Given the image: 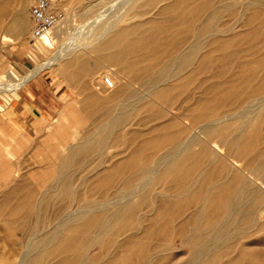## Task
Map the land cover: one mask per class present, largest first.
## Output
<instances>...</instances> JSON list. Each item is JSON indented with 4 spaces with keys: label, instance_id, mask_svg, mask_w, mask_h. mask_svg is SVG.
I'll list each match as a JSON object with an SVG mask.
<instances>
[{
    "label": "bare ground",
    "instance_id": "1",
    "mask_svg": "<svg viewBox=\"0 0 264 264\" xmlns=\"http://www.w3.org/2000/svg\"><path fill=\"white\" fill-rule=\"evenodd\" d=\"M14 1L0 0L2 45L7 44L11 32L24 36L30 28V24L22 18V13H15L10 22H5L7 20L5 19L4 22L7 24L3 23V19L10 15V7ZM158 2H165L158 12L164 17L166 24H160L156 22L157 20L154 21V18L134 25L130 23L128 27L122 29L105 24L106 27L100 29L95 36L96 40L101 42L97 50L104 52L105 60L120 66L123 77L119 75L127 80L125 85H121L124 86L122 89L120 87L118 92L115 91L116 93L108 98L104 97V94L100 95L98 91L99 95L95 94L92 88L98 76L95 77V74L86 68L87 64L83 63L85 61L75 62L79 64V68L74 76L68 78V73L65 75L72 82H76L78 76L81 78L90 75L89 85L86 83L83 86L87 94L80 99L82 106L79 105L87 112L84 119L92 120V128L86 130L82 138L79 136L77 142H71L70 126L59 124L55 131H50V137H58V145L61 144L63 149L61 150L58 145H51L48 147L51 156L35 161L32 163L33 167L29 168V165L22 166L23 159L16 157L14 152L3 149L6 143L0 138V172L4 173L5 181L14 179L10 186L0 192V223L8 226V236L16 231L26 234L22 240L15 238H10L7 242L5 240L8 250H0V264L12 259L11 262H15L17 257L20 259L15 264H48L51 261L52 264H245V262L264 264V236L261 238L264 233V131L261 129L264 125V49H261L260 57L251 60L250 57L255 54L253 52L249 57L251 61L247 63H240L235 58L239 63L236 65L244 69L245 75L240 77L239 73L237 75L234 73L235 76L229 82L235 87L239 84L246 86L242 93L236 89L229 91V87L227 92L225 90L223 92L229 94V100L232 98L238 104L240 102L238 110L235 108L234 112L219 114L214 110L212 96L211 100H200L198 107L210 105L213 110L200 113L198 109L201 108H196L194 114H192L194 109L190 110L192 115L189 118L191 122L189 130L192 128L193 131L192 134L188 132L185 136L188 128H181L179 125L180 115L175 117L171 114L173 117L167 119V113L164 114V110L162 112L156 108L158 101L168 107L172 106L171 100L174 99L169 96L177 88L175 86L177 82L173 84V80L181 79L183 72L188 77L189 70L187 72L186 70L191 65L197 63L199 72L207 73L211 64L233 60L235 53L228 55L223 53L222 56L216 53H222L236 45L237 35L232 34L238 22H245L241 27H250L254 20L264 23V0H218L217 4H213V0H145L138 6L133 5L131 11L138 12L139 8L146 9ZM53 8L52 6V10ZM250 11L252 14L248 15ZM143 13L146 11L138 14ZM228 13L234 23L233 21L222 23V19ZM8 18L10 19V16ZM60 22L34 44L36 49L46 51L48 46L54 45L55 40L57 42L58 37L52 36L51 30L57 28ZM182 25H185L183 30L179 28ZM167 33L171 34L170 40L161 42V36L165 34L166 37ZM185 35L191 36L192 40L184 44L180 37ZM241 35L247 43L251 42L255 35L262 36L264 40V34L257 35L255 32H244ZM91 36L94 39L93 35ZM153 44L155 46H152ZM253 46H257V43ZM70 48L71 45L66 49L61 48L56 56L48 59L44 65L38 66L34 72L32 70L24 81L19 80L12 86L20 88L39 73L55 65L60 69L64 57L71 51ZM71 52L69 53L72 54ZM76 52L78 54V51ZM246 52L249 56V51ZM79 55L83 56L81 53ZM246 58L248 57L242 61ZM197 66H194L196 70ZM217 68L215 70H218ZM74 69L77 68L74 66ZM71 70L73 71V68ZM0 75V82L5 83V79L16 77L17 70L12 66L9 72ZM218 75L216 73L210 77L216 78ZM113 78L115 89L118 90L119 78L116 76ZM98 79L100 80V77ZM122 79L120 80L123 81ZM205 81H202V84ZM254 82L257 86L253 87ZM133 85L143 88L145 94L135 88L133 90ZM206 87L207 85L203 88ZM215 89L207 91L209 93ZM111 94L113 93L109 95ZM221 96L225 97L224 94ZM179 97L178 99H181ZM68 106L75 110L72 103ZM9 108L10 100L5 98L4 104L0 103V120L12 122L14 114ZM146 111L150 114L141 117L140 121H158L159 123L151 129V132L157 134L151 140L148 139L149 141H139L137 130L133 129L130 130L131 136L124 137L123 131L126 126ZM232 121L239 124L234 129L235 136L230 138L227 137L230 134L225 133L233 128ZM135 123L132 125H137V122ZM202 135L206 138H202ZM110 144H129L130 151L124 158L114 159V162L105 167V160L98 157ZM197 146L199 149L195 148ZM35 148L40 149V146L36 145ZM6 156L13 159L7 161ZM94 162L96 165L91 168ZM25 168L27 170L23 171ZM115 178H120V181L122 178L123 185L112 192L111 197L101 198L102 200L85 197L86 192L92 194L97 190L109 188ZM161 185L162 189L159 191L158 186ZM58 200L62 201L63 206L61 205L55 211V215L50 217L49 209L55 207L54 204ZM41 224L47 226L41 229ZM173 234L179 239L178 243L180 247L186 249L185 251L172 253L175 247L171 246L170 236L174 237ZM258 234L260 239L252 242V237ZM250 238L251 242H246ZM20 245H24L21 253V250H18L21 249L18 248ZM95 246L98 247L99 253L92 255L90 250Z\"/></svg>",
    "mask_w": 264,
    "mask_h": 264
},
{
    "label": "rangeland",
    "instance_id": "2",
    "mask_svg": "<svg viewBox=\"0 0 264 264\" xmlns=\"http://www.w3.org/2000/svg\"><path fill=\"white\" fill-rule=\"evenodd\" d=\"M28 1V2H26ZM51 3H52V6L54 7V11L56 13H58L60 15V24L58 25L57 28L53 29V31L51 30V34L52 36L54 37H58L55 38L57 39V42L55 40L54 42V45L53 46H48L47 47V50L46 51H42L39 50V49H36L33 45V43L30 40V33L32 31V28H33V22H32V19H31V15H30V7L31 5L35 2V0H15L11 7H10V19L8 18L9 16L5 17L3 19V23L4 24H7L5 23L6 21L10 22L13 15L15 13H22V18L24 19L25 22H27L28 24H30V28L28 29V32L24 35V36H19L16 32H11L9 36V39L7 40V44L6 45H2L0 44V74L2 73H7L10 71L11 67L12 66H15L16 70H17V75L16 77H12V79H5L4 82L5 83H1L0 82V103L1 104H4V100L5 98L9 99L10 100V110H12L13 112V117H12V122H8L7 120H0V138L4 139L5 140V147H3L4 150L7 151L8 150H11L12 152H14L16 154V157H18L19 159H23L22 161L24 162L23 163V167H27L28 165V168L29 167H33V164L35 161L37 160H41L42 158H45V157H50L51 156V152L49 151V148L51 145L55 144V145H58L59 143V140H58V137L55 138L54 137H50V134L51 132L55 131L57 126L59 124H62V125H68L70 126V130H71V133L69 134L70 135V140L71 142H77L78 138H82V135L84 136V132L88 129H91L92 128V120H86L84 119L85 116L87 115V112H85L84 108L81 107L82 106V103L80 101L81 98L84 97V95L87 94V91H85L84 89V84L87 83V86L89 85V79H90V75H84L82 76L81 78L78 76V80L76 82H72L71 80H69L68 78L70 76H74L76 74V71L78 70V66L79 64L78 63H75L77 62L78 60L80 61H85L83 62L85 66H87L86 68L91 72V73H94L95 77H100V80L98 79V77L96 78L97 80H95V83H94V87L92 88V90L94 91L95 94H98L100 93V95H103L104 97H110L112 95H114L116 92H118L121 87V89L124 87V86H121L122 84L125 85L126 83V78H123V75L121 74L120 72V66H116V64L114 63H111V62H108L105 60V58L103 57V51H98L97 50V47L100 45V41L99 40H96L95 36H97V32H100L101 30L100 29H103L105 28L106 26H112L116 29H122L124 27H128L129 24L130 25H134V24H137V23H141V22H148L150 21L152 18H154V21L156 22H159L160 24H166V21H164V17H162L160 14H159V9L164 5L165 2H158L156 4H154V6H150L148 8L145 9V7H142V8H139V11H131V7L133 5H140L141 3H143L145 0H134V1H128V0H91L89 2V0H50ZM94 1V3L92 2ZM96 1V2H95ZM98 1V2H97ZM26 2V3H25ZM30 2V3H29ZM141 2V3H140ZM132 3V4H131ZM135 3V4H134ZM217 4L218 3V0H213V4ZM27 4V5H26ZM160 4V5H159ZM26 5V6H25ZM88 6V7H87ZM123 6L126 8H123ZM128 6V7H127ZM17 8V10H14ZM13 12H12V10ZM24 8V9H23ZM123 8V9H122ZM154 8V9H153ZM125 9V11H124ZM26 10V11H24ZM121 11V12H120ZM129 11V12H128ZM143 11H146V13H143V14H138L139 12H143ZM128 12V13H127ZM130 13H135V14H130ZM154 13V14H153ZM126 14V15H125ZM252 12L250 11L248 13V15H251ZM124 15V17H122ZM131 17H130V16ZM137 15V16H135ZM229 16V13L227 14ZM222 19V23H226V22H229V21H233V19L231 18V16H229L228 18H226V16ZM123 18L121 20V18ZM139 16V17H138ZM96 17V18H95ZM120 18V19H119ZM135 18V20H134ZM148 18V19H147ZM231 18V19H230ZM7 19V20H5ZM9 19V20H8ZM94 21H93V20ZM137 19V20H136ZM158 19H162V20H158ZM164 19V20H163ZM228 19V20H227ZM5 20V22H4ZM109 20V21H108ZM112 20V21H111ZM121 20V21H119ZM129 20L131 22H129ZM134 20V21H133ZM146 20V21H145ZM87 21V22H86ZM98 21V22H97ZM118 21V23H117ZM139 21V22H138ZM258 21V22H257ZM254 20L251 24L255 25L252 27V25L250 27H241V25H243L245 22L243 21H240L238 22L236 25L237 27L235 28L234 32L232 35H237V43L236 45L234 46H231L229 47L228 49H226L225 51H222V53L218 52L216 53L217 54H220L221 56L223 55V53H225L224 55H228V54H232V53H235V57L233 60L231 61H228V62H219L218 63H213L210 65L209 69L210 71H207V73H200L199 72V68H198V64L195 63V65H191V67H189L186 72L189 70V72H187L188 74V77L186 74H184L183 72V77H181V79H176V80H173V84L176 83L175 86H179V88L175 89L171 96L173 100L172 101V108L168 107L166 104H164L163 102H157L156 103V108H158V110H163L165 112H163L164 114H166V118H172L173 115L171 116V114H174L175 117H179L180 115V120H178V123H180L179 125L181 126V128H186L187 129V133H185L184 135L187 136L188 135V132L189 134L191 133L192 134V128H191V131L189 130L190 129V125H189V118L191 117L192 114L195 113L196 111V108H201V107H198V102L200 100H203V99H206V100H211V96L214 100V110L219 114H221V112L223 113H231L234 112V109L237 108L236 110H238L240 107H239V104L238 102L235 101V99H232L230 98V100L228 99V95L226 92L228 91V87H229V91L233 89H236V90H239V92H243L244 88L246 85H237L236 87L234 85H232L229 81L232 77H234L235 75H237L238 73V76L240 77H243V75H245V72H244V69L240 68L238 65H236L238 63V61L240 63H247V62H250L251 60H254L255 58L257 59L258 57L261 56V51L264 49V40L262 39V36H254L252 41L251 42H248L247 43V40H245L241 34H243L244 32L247 33V32H255L257 35H263L264 34V31L261 33L262 30H264L263 26H264V23L259 21V20ZM91 22V23H90ZM235 21H233L232 23H234ZM242 22V23H241ZM117 23V24H116ZM240 23V24H239ZM96 24V25H95ZM105 24H107L105 26ZM124 24V25H122ZM239 24V25H238ZM102 25V27H101ZM127 25V26H126ZM98 26V27H96ZM119 26V28H117ZM61 27V28H60ZM100 27V28H99ZM97 28V29H96ZM181 30H183L185 28V25L179 27ZM249 28V29H248ZM252 28V29H251ZM246 29V30H244ZM59 30V32H58ZM92 30V31H91ZM241 30V31H240ZM250 30V31H249ZM91 33H90V32ZM95 31H96V34H95ZM240 31V32H239ZM258 31V32H257ZM30 32V33H29ZM58 32V36L56 35ZM239 32V34L237 33ZM260 33V34H259ZM93 35L94 39L92 38L91 35ZM88 35V36H87ZM235 35V36H236ZM73 36V37H72ZM168 36V37H167ZM240 36V37H239ZM25 37V38H24ZM89 37V38H87ZM170 37H171V34L170 33H167L166 34V37H165V34H163L161 36L162 40L161 42H167L168 40H170ZM185 37V38H184ZM242 37V38H241ZM187 38V39H186ZM190 38V39H189ZM241 38V39H240ZM254 38L256 39V41H254ZM260 38V39H259ZM23 42H22V40ZM89 39V40H87ZM92 39V40H91ZM185 39V40H184ZM189 39V40H188ZM243 39V40H242ZM96 40V41H95ZM184 40V41H183ZM187 40V41H186ZM192 40V37L190 36H181L180 37V41L184 44L185 43H189L190 41ZM245 40V41H244ZM261 40V41H259ZM186 41V42H185ZM259 41V42H258ZM22 42V43H21ZM25 42V43H24ZM81 42V43H80ZM92 42V44H91ZM96 42V43H95ZM241 42V44L239 43ZM27 43V44H26ZM80 45H79V44ZM87 43V45H86ZM257 43V46H253L252 45H256ZM263 43V44H262ZM78 44V45H77ZM91 45V47L89 45ZM183 44V45H184ZM246 44V45H244ZM260 44V45H259ZM68 45V46H67ZM70 45L72 46V48H70L72 54H70L68 52V54L64 57V61H63V64L62 66L60 67V69H58V65L52 67L51 69H47V70H44L43 72L39 73V75H37L34 79H32L31 81H28L26 82L22 87L20 88H15L13 87V83L15 82H22L26 79V77H28L32 72L35 71V69L37 70L38 66H42L46 63V61H48V59L50 60V58H52L53 56H56L59 52V50L63 47H65V49L67 47H70ZM75 45V46H74ZM82 45V46H81ZM84 45V46H83ZM183 45L182 48H183ZM250 45V46H249ZM5 46V47H4ZM67 46V47H66ZM74 46V48H73ZM79 46V49H77ZM81 46V47H80ZM152 46H155V44H153ZM51 47V48H50ZM90 47V48H88ZM87 48V49H86ZM95 48V49H94ZM181 48V47H180ZM181 48V49H182ZM243 48V49H242ZM252 50H251V49ZM82 49V50H81ZM86 51H85V50ZM90 49V50H88ZM93 49V50H92ZM250 49V50H249ZM262 49V50H261ZM78 51V54L76 51ZM88 50V52H87ZM92 50V51H91ZM96 50V52H95ZM229 50H232V52H230ZM238 50V51H237ZM243 50V51H241ZM245 50V51H244ZM40 51V52H39ZM91 51V52H90ZM241 53H240V52ZM246 51H249V56L247 54ZM259 51V53L257 52ZM83 54L82 58H80L81 56L79 55L80 53ZM239 52V53H238ZM253 52L255 54H253ZM85 53H87L88 55H86ZM244 53V54H243ZM76 54V55H75ZM85 54V55H84ZM97 54V55H96ZM99 54V55H98ZM101 54V55H100ZM243 54V55H242ZM246 54V55H245ZM253 54V56H252ZM260 54V56H259ZM72 55V56H71ZM75 55V56H74ZM79 57H78V56ZM239 55V57H238ZM252 56V57H250ZM258 56V57H257ZM32 57V58H30ZM69 57V58H68ZM84 57V59H83ZM87 57V58H86ZM88 57L90 59H88ZM95 57V58H94ZM100 57V59H99ZM102 57V59H101ZM245 57H248L246 58V60L244 59V61H242L243 58ZM249 57L251 60H249ZM68 58V59H67ZM72 58V59H71ZM97 58V59H96ZM237 58V59H235ZM253 58V59H252ZM67 59V61H66ZM82 59V60H81ZM87 61H86V60ZM95 59V60H94ZM241 59V60H240ZM248 59V60H247ZM93 60V61H92ZM99 60V61H97ZM100 60H104L103 62H105L106 66L102 61ZM89 61V63H88ZM96 61V62H95ZM235 63H234V62ZM45 62V63H44ZM67 62V63H66ZM107 62V63H106ZM44 63V64H43ZM65 63V64H64ZM93 63H96L95 65H93ZM110 63V64H109ZM3 64V65H2ZM88 64H91L88 66ZM105 66H104V65ZM114 66H113V65ZM233 64V65H232ZM239 64V63H238ZM102 65V66H100ZM111 67H110V66ZM219 65V66H217ZM236 65V66H235ZM74 66L75 68L77 69H74ZM98 66V67H97ZM104 66V67H103ZM113 66V67H112ZM197 66V70L195 69V67ZM236 67V70H235V67ZM92 67V68H91ZM108 67V68H107ZM119 67V68H118ZM218 67V68H217ZM239 67V68H238ZM73 68V71L71 70ZM99 68V70H98ZM111 68V69H110ZM192 68V69H191ZM218 69V70H215V69ZM231 68V69H230ZM62 69V70H61ZM116 69V70H115ZM229 69V70H228ZM240 69H242L243 71L240 72ZM33 70V71H32ZM67 70V71H66ZM97 70V72H96ZM104 70V71H103ZM116 73H113V71ZM214 70V71H212ZM232 70V71H231ZM32 71V72H31ZM112 71V72H111ZM237 71V72H236ZM106 72V73H105ZM185 72V73H186ZM212 72V74L210 73ZM214 72V73H213ZM219 72V73H218ZM260 73L262 71H259ZM68 73V74H67ZM105 73V74H103ZM113 73V74H111ZM198 74L197 76H195L196 74ZM218 75V77L216 78H211L214 74ZM225 73V74H224ZM235 73V75H234ZM67 74V77L65 76ZM108 75L110 76L111 78H113V76L118 79V83L117 85L118 86V90H116V84L114 83V86L113 87H106L105 85H103L102 83V79L101 77H103V75ZM111 74V75H110ZM122 75V77L120 75ZM209 74H211L209 76ZM233 74V75H232ZM193 75V76H192ZM1 76V75H0ZM192 76V77H191ZM199 76V77H198ZM223 76V78H222ZM185 77V78H184ZM195 77V78H193ZM204 77V78H203ZM207 77H210L208 80H204L206 79ZM220 77V78H219ZM88 78V79H87ZM184 78V79H183ZM198 78V79H197ZM225 78V79H224ZM39 79H43L45 82H46V85L48 87H51V89L54 91V96L52 95H47V94H44V102L46 103H49V104H52L53 105V108H52V111H49L48 109L45 111H42L40 110V108H38L35 112H33V114H30L29 116H25L20 112L21 110V105H24L26 104V101H22V98H25V95L24 94V90L29 86L30 83L36 81V80H39ZM85 79V80H84ZM120 79H122L123 81H121ZM191 79L195 80L196 81L194 82L193 80L191 81ZM223 79V80H222ZM69 80V81H68ZM190 80V81H189ZM200 80V81H199ZM80 81V82H78ZM84 81V82H82ZM199 81V82H198ZM202 81H205V83L203 82L202 84ZM218 81V82H216ZM225 83H224V82ZM228 81V83H227ZM10 84H9V83ZM113 82H114V78H113ZM212 82V83H211ZM223 82V83H221ZM72 83V85L70 86V84ZM78 83V84H77ZM82 83V84H81ZM188 83V84H186ZM190 83V84H189ZM197 83V84H196ZM214 83V84H213ZM216 83H221V84H216ZM258 83V81L256 80V84ZM3 84V85H2ZM9 84V85H7ZM96 84V85H95ZM100 84H102L100 86ZM180 84V85H179ZM182 84V86H181ZM213 84V85H211ZM254 82L253 87L254 85L257 86ZM78 85V86H77ZM80 85V86H79ZM82 85V86H81ZM186 85V86H185ZM196 85V86H195ZM207 85L206 88H203ZM211 88H216L215 90H211L210 92H212V94H210V92L208 93L207 89H211ZM217 87H216V86ZM223 85V86H221ZM229 85V86H227ZM5 88H4V87ZM77 86V87H76ZM136 86V87H135ZM225 86V87H224ZM244 86V87H243ZM81 87V88H80ZM101 87V88H100ZM106 87V88H105ZM137 85H133L132 89L133 90H139L140 93H144L145 90L143 88H140L138 87ZM184 87V88H183ZM201 87V88H200ZM219 87H224L223 89L219 88ZM235 87V88H234ZM243 87V88H242ZM7 88V89H6ZM107 90H105V89ZM108 88V89H107ZM135 88V89H134ZM193 88V89H192ZM199 88V89H198ZM226 88V89H225ZM242 88V90L240 89ZM78 89V91H77ZM100 89V90H99ZM180 89V90H179ZM184 89V90H182ZM198 89V90H197ZM203 89V90H202ZM219 89V90H218ZM85 92H84V91ZM105 90V91H104ZM110 90V91H109ZM143 90V91H142ZM178 90H179V93H178ZM194 90V92H192ZM223 90H227L225 93L223 92ZM77 91V92H76ZM83 91V92H81ZM96 91V92H95ZM99 93H98V92ZM103 91V92H101ZM113 93L111 95H109L110 93ZM116 91V92H115ZM207 91V92H206ZM222 92V93H219L218 92ZM108 92V93H107ZM184 92V93H182ZM206 94H205V93ZM217 92V93H216ZM83 95H82V94ZM105 93H107L105 95ZM182 93V94H180ZM189 93V94H187ZM194 93L196 94L194 96ZM217 95H216V94ZM81 94V95H80ZM145 94V93H144ZM180 94V95H179ZM201 94V95H200ZM205 94V95H204ZM214 94V95H213ZM221 94L223 95L224 94V98L223 96H221ZM226 94V95H225ZM78 95V96H77ZM177 95V96H176ZM182 95V96H181ZM187 95V96H186ZM209 95V97H208ZM221 98H219V96ZM80 96V97H79ZM174 96V97H172ZM178 96H180L179 98H188V99H178ZM197 96V97H196ZM204 97V98H200V97ZM213 96H218L216 97V99H214L215 97ZM206 97V98H205ZM72 100H71V99ZM209 98V99H208ZM219 98V100H217ZM76 101H74V100ZM147 99H149L147 97ZM178 99V100H177ZM194 101H193V100ZM196 99V100H195ZM221 99H223L221 101ZM46 100V101H45ZM178 101V102H177ZM184 101V102H183ZM78 102V103H77ZM190 102V103H189ZM222 102V104L220 105V103ZM232 102V103H231ZM235 102V103H234ZM71 103L73 104V107L75 108V110H71L69 108L68 105H71ZM180 103V104H179ZM192 103V105H191ZM218 103V104H217ZM224 103V104H223ZM78 104V105H77ZM81 106H80V105ZM159 104V105H158ZM162 104V105H161ZM185 106H183V105ZM212 104V106H213ZM226 104V106H225ZM233 104V105H232ZM235 104V105H234ZM162 107H161V106ZM191 105V107L189 106ZM177 106V107H175ZM220 106V108H219ZM236 106V107H235ZM241 106V105H240ZM32 107V106H31ZM34 107V106H33ZM160 107V108H159ZM165 107V108H164ZM168 107V108H167ZM184 107V108H183ZM188 107V109H186ZM227 107V109H226ZM233 107V108H232ZM155 108V109H156ZM162 108V109H161ZM175 108V109H174ZM177 108V109H176ZM204 108V109H203ZM201 109H198V111L200 110L202 112H207V111H210V110H213L211 108V106L209 105V107H203ZM32 110V108H30ZM82 109V110H81ZM168 109V110H167ZM172 109V110H171ZM194 109V111H193ZM192 110V111H190ZM84 111V112H83ZM169 113H168V112ZM171 111V112H170ZM173 111V112H172ZM186 111V112H185ZM147 112V113H146ZM146 112H142L136 119L132 120L127 126H126V129L123 131V136L124 137H128V136H131V132L130 130L132 131L133 129L137 130V135L139 136L138 137V140L139 141H149L152 139V137H154L157 133H153L151 132V129L153 126H155L156 124H158L159 122L158 121H147V122H141L140 119L141 117H146L147 115H149L150 113L148 111ZM175 112V113H174ZM184 112V113H183ZM192 112V114H191ZM145 113V114H144ZM190 113V114H189ZM79 114V115H78ZM84 114V115H83ZM86 114V115H85ZM177 114V115H176ZM183 114L185 115H188V116H184ZM19 115V116H17ZM170 115V116H169ZM17 116V117H16ZM181 116H183L181 118ZM81 118V119H79ZM185 119V120H184ZM188 119V120H187ZM40 120V121H39ZM45 120V121H44ZM54 120V121H53ZM164 120V119H163ZM184 120V122H182ZM44 121V122H43ZM52 121V122H51ZM91 121V122H90ZM180 121V122H179ZM36 122V123H34ZM76 122V123H75ZM135 122H137V125H132L134 124ZM188 122V124H187ZM30 123V124H29ZM34 123V124H33ZM87 123V124H86ZM147 123V124H146ZM191 123V122H190ZM233 125L228 132H226L225 134H230L229 136L227 135V137H234L235 134H236V131L234 129H236L238 127V122H233ZM39 124L41 126H39ZM136 124V123H135ZM35 125V126H34ZM86 125V126H85ZM141 125V126H140ZM150 125V126H148ZM235 125V126H234ZM34 126V127H33ZM85 126V127H84ZM89 126V127H87ZM185 126V127H184ZM139 127V128H137ZM142 127V129H141ZM144 127V129H143ZM235 127V128H234ZM40 128V129H39ZM150 128V129H149ZM80 131H79V130ZM186 129H183V130H186ZM263 131H264V125L262 126L261 128ZM14 130V131H13ZM39 130V131H38ZM51 131V132H50ZM79 131V132H78ZM146 131V132H145ZM232 131V132H231ZM130 132V133H129ZM142 132V133H141ZM145 135L141 136V134H144ZM74 134V135H73ZM81 134V135H80ZM128 134V135H127ZM148 135H151V136H148ZM183 135V136H184ZM143 138H141V137ZM184 136V137H185ZM204 135H202V138H206V137H203ZM146 137V139L144 138ZM183 137V138H184ZM140 138V139H139ZM16 139V140H15ZM37 139V141H36ZM145 139V140H144ZM149 139V140H148ZM77 140V141H76ZM11 145H10V144ZM49 144V145H47ZM36 145H39L40 146V149H37L35 148ZM114 145V147L112 146ZM58 146H60V149L62 150L63 149V146L61 144H59ZM110 146V147H109ZM107 148H105L103 150L102 153H100L99 155V159L103 158L105 160V167L109 166L112 162H114L115 160H118V159H122L124 158L126 155L129 154V151H130V148H129V144H124V145H115V144H110ZM112 146V147H111ZM121 146V147H120ZM125 146V147H124ZM11 147V148H10ZM118 147V148H117ZM127 147V148H126ZM196 149L199 147H195ZM113 149V150H112ZM118 149V150H117ZM120 149V150H119ZM121 150H123L121 152ZM150 150V149H149ZM165 150V149H164ZM125 151V152H124ZM163 151V150H162ZM107 152V153H106ZM116 152V153H115ZM105 153V154H103ZM120 153V154H119ZM102 154V155H101ZM108 154V155H107ZM119 154V155H118ZM107 155V157H106ZM110 156V158H108ZM6 160L9 161V160H12L13 158H10L9 156H6ZM106 157V158H105ZM109 159V160H108ZM115 159V160H114ZM6 161V162H7ZM97 162V161H96ZM109 162V163H108ZM31 164V165H30ZM96 163L94 162L92 165H91V168H93V166H95ZM27 168H25L23 171H26ZM4 177V173H1L0 172V192L2 189H4L5 187H8L10 186L14 181V179L12 178V180H9V181H5V179L3 178ZM120 179V178H119ZM118 178H115L114 182L111 184V186L109 188H106V189H100V190H97L96 192H93L92 194L89 192H86V194L84 193L85 197L86 198H93V199H96V200H102L101 198L105 199V198H109L111 197L110 194L112 195V192L114 193V191H116L117 189L121 188L122 185H123V179L121 178V181L119 180ZM119 181V182H117ZM116 184V186H115ZM121 184V185H120ZM115 186V187H113ZM119 186V187H118ZM162 189V185L161 186H158V190L161 191ZM109 190V191H108ZM113 190V191H112ZM107 191V192H106ZM96 194V195H95ZM91 195V196H90ZM105 195V196H104ZM108 195V197H107ZM104 196V197H103ZM62 201L58 200L55 202V207L49 209V212L48 214L50 215V217L54 216L55 215V211L62 205ZM70 204V203H69ZM63 206V205H62ZM71 209V208H70ZM191 211V209H190ZM53 214V215H52ZM3 222L0 223V243H2L4 241V243H2V247L0 245V250L3 249L4 251L8 250V247L5 243V240L6 242L8 241V239L10 238H15V239H19V240H22V239H25L26 237V234L24 232H20V231H16L14 232L11 236H8L7 234V230H8V226L6 224H2ZM46 227L47 225L46 224H41L40 225V228L42 229L43 227ZM21 233V235H20ZM174 235V234H173ZM172 236V235H171ZM170 236V243L171 246L175 247V249L172 251V253H178V252H183L185 251L186 249L185 248H182L180 247V244L178 243L179 242V239L176 237V235H174V237ZM258 236V237H257ZM264 236V233L261 235V238ZM23 237V238H22ZM176 238V239H175ZM176 240L174 242V240ZM260 239V236L259 234L258 235H255L254 237H252V242H256ZM254 240V241H253ZM263 240H264V237H263ZM245 242V241H244ZM246 242H251V238L248 239ZM176 243V244H175ZM17 248V246L15 247V249ZM18 248H21V249H18V250H21L20 253L22 252V250H24V245H20ZM262 248V247H261ZM1 250V251H3ZM17 250V252H18ZM90 253L92 255H97L99 253V250H98V247H93L92 250H90ZM18 259H20L19 257H17V261ZM16 260V259H15ZM14 260V261H15ZM13 261L10 260L9 262L8 261H5L4 264H15L17 261L15 262H11ZM20 261V260H19ZM53 261L49 262L48 264H52ZM247 262H245L246 264Z\"/></svg>",
    "mask_w": 264,
    "mask_h": 264
},
{
    "label": "built area",
    "instance_id": "3",
    "mask_svg": "<svg viewBox=\"0 0 264 264\" xmlns=\"http://www.w3.org/2000/svg\"><path fill=\"white\" fill-rule=\"evenodd\" d=\"M30 15L33 28L30 34V41L33 45L40 40L44 34L48 33L59 21L60 15L52 10L50 0H35L30 7ZM102 82L106 87H113L114 82L108 75L102 77Z\"/></svg>",
    "mask_w": 264,
    "mask_h": 264
},
{
    "label": "crops",
    "instance_id": "4",
    "mask_svg": "<svg viewBox=\"0 0 264 264\" xmlns=\"http://www.w3.org/2000/svg\"><path fill=\"white\" fill-rule=\"evenodd\" d=\"M24 94L25 95L23 96H25V98H22V101H26V104L21 105L22 108L19 113L29 116L30 114H33V112H35L38 108L44 111V113L47 109L52 111L53 105L44 102L43 98L44 94L54 96V91L51 89V87L46 85V82L43 79H39L30 83L29 86L24 90ZM30 108H32V110Z\"/></svg>",
    "mask_w": 264,
    "mask_h": 264
}]
</instances>
